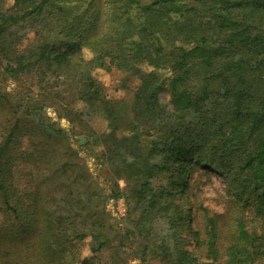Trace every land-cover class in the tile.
Returning a JSON list of instances; mask_svg holds the SVG:
<instances>
[{
	"label": "trees",
	"instance_id": "1",
	"mask_svg": "<svg viewBox=\"0 0 264 264\" xmlns=\"http://www.w3.org/2000/svg\"><path fill=\"white\" fill-rule=\"evenodd\" d=\"M0 69L32 87L0 89V264L264 263V0H0ZM97 71L122 76L131 106ZM62 88L75 96L58 116L104 134L72 145L43 110ZM26 166L32 192L16 184ZM199 169L221 178L226 213L191 207Z\"/></svg>",
	"mask_w": 264,
	"mask_h": 264
},
{
	"label": "rangeland",
	"instance_id": "2",
	"mask_svg": "<svg viewBox=\"0 0 264 264\" xmlns=\"http://www.w3.org/2000/svg\"><path fill=\"white\" fill-rule=\"evenodd\" d=\"M3 73V70L0 69V74ZM94 77L99 81L100 84L103 86L104 95L108 101H115L117 104L127 102L132 104L133 102V95L129 94L128 90H124L120 86V80L122 76L118 73L108 74L105 72L97 71L94 74ZM0 89L9 97L14 98L19 94H27L28 91L31 89V83L28 79H11L6 77L0 78ZM73 89V87H72ZM62 92L59 94L60 99L57 100L55 96L46 95V97L53 98L52 100L49 99L46 104V108H44V112L46 113L47 117L51 119L53 123H57L61 128L66 129L69 134L72 136L71 143L74 147L84 145L85 138L84 133L90 131H95L98 134H104L106 129V122L102 119L96 120L94 123L86 124L82 122H72L70 119L63 118L62 116H58L60 112H63L64 109L69 108V102L73 101L72 97L75 96V90H69L62 88ZM32 97V95H29ZM72 99V100H71ZM84 105L80 102L73 103L71 108L75 111H82L84 109ZM61 115V113H60ZM129 117H131L132 111L128 113ZM7 121H11L10 111H4L3 105H0V144L1 138L5 137L4 131L7 126ZM128 122V118H125L121 121L122 125H126ZM58 151L61 153L65 151L64 144H58L57 147ZM86 153L82 154V157L86 158L88 168L93 173V175H98L100 168H98L97 163H94L92 159L86 157ZM32 172V168L27 167L25 170L19 169V173L16 174L17 178V185L20 191H27L32 192V181L30 180L29 174ZM22 173V176L20 175ZM21 176V177H20ZM25 176V178H24ZM15 178V179H16ZM120 187L126 188L127 182L124 180L119 181ZM190 190H189V200L191 202V207L193 204H201L204 208L208 209L211 213H226L228 210L229 205V196L226 192L224 183L222 182L219 175L215 172H209L207 169H199L191 174V179L189 182ZM118 203V202H117ZM110 204L107 207L108 212H110L111 221L116 228H124L127 225V217L120 216L119 213V205ZM200 219H198L199 221ZM2 221V219H1ZM197 223H193V227H197ZM10 229V226H9ZM15 234L11 233L8 239H16L17 236L13 237ZM19 240L25 238V236L18 237ZM84 257H90L89 249L86 247L83 251ZM136 256V255H135ZM135 256H130L132 259L131 264H140L138 258ZM133 257V258H132ZM115 258V255H110V253H104L100 256L101 263L100 264H109V260ZM125 259V257H121ZM151 264H158L157 262H153ZM262 264H264L262 262Z\"/></svg>",
	"mask_w": 264,
	"mask_h": 264
},
{
	"label": "built area",
	"instance_id": "3",
	"mask_svg": "<svg viewBox=\"0 0 264 264\" xmlns=\"http://www.w3.org/2000/svg\"><path fill=\"white\" fill-rule=\"evenodd\" d=\"M116 205H119L120 216L125 217L127 213V206L123 199H121Z\"/></svg>",
	"mask_w": 264,
	"mask_h": 264
}]
</instances>
